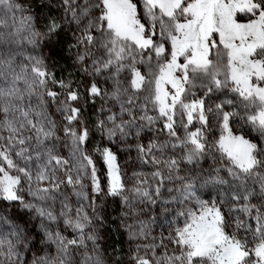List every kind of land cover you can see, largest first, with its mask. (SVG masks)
<instances>
[{"label":"snow or ice","instance_id":"6c2138e0","mask_svg":"<svg viewBox=\"0 0 264 264\" xmlns=\"http://www.w3.org/2000/svg\"><path fill=\"white\" fill-rule=\"evenodd\" d=\"M44 8L50 9L51 17L44 21L46 32L37 27ZM52 8L51 3H41L33 13L32 6L20 0H0V26H5L8 19L13 22L8 35L0 33V202L18 204L28 213V218L18 222L19 218L0 209V264H23L22 251H31L40 237L49 251L55 245L56 255L37 256L32 264H103L97 251L98 236L94 231L86 232L93 217L85 206L73 208L65 197L59 212L55 210L62 185L73 189L79 186L81 190L75 194L89 200L88 206L93 210L95 200L83 192L85 176L90 179L96 198L122 197L126 205L130 203L117 154L110 147L95 149L107 168L108 183L106 188L103 185L96 162L86 150L90 130L83 120L82 97L49 71L47 59L51 54L45 57L41 49L38 55L29 54L25 62L18 63L20 53L16 48L27 44L35 49L45 36L49 43L53 37L59 43L66 25H74L72 31L79 33L73 47L85 46L84 54L78 55L77 60L85 63L91 58V70L85 67V74L100 76L107 72L114 81L111 92L102 91L93 81L85 85L84 102L100 97L119 106L118 113L109 108L106 119L97 120L95 126L102 139L124 140L133 134V129L135 136L140 137L145 128L151 131L162 122L169 139L163 143L150 141L147 146L138 143L140 159L145 164L167 168L169 173L179 171L181 161L193 165L187 176L175 177L183 181L181 187L168 189L179 195L164 201L185 205L176 213L184 218L183 226L170 236L174 250L167 251L163 240L159 246H145L153 252L152 256L140 255L137 246L131 256L132 264H264V203L259 207L251 203L253 199L264 201V147L247 138L253 131L258 140L264 138V0H142V10L135 0H59L57 11L62 9L64 13L59 21L52 15ZM239 14L248 17L247 21L240 22ZM138 65H147V76ZM49 82L68 89L64 101H57L59 94L48 88ZM197 87L204 89V97L224 91L239 97L247 112L243 119L248 127L242 134H234L229 127L239 113L224 110V105H239L227 99L215 105L217 116L222 118V134L214 143L208 141L204 133L208 124L205 100H188L189 95L195 96ZM45 96L57 101V111L67 121L63 132L72 146L71 160L57 149V124L48 113ZM33 97L37 98L36 104L31 103ZM250 106L254 107L248 111ZM104 111L102 107L100 112ZM125 115L129 118L123 119ZM194 122L202 127L190 131ZM168 150H181L183 156H166ZM216 153L227 162L231 181L216 170V175L209 173V178L201 183L200 161L208 155L215 160ZM136 175L137 185L130 191L142 202L153 205L156 197L162 196L164 180L174 179L172 175L165 177L157 167L151 173L153 179L159 180L154 197L143 187L147 179ZM210 184L228 185L224 189L227 202H236L230 211L243 213L255 224L246 223L238 215L237 231L230 235L227 229L232 224L220 207L225 199L208 201L197 195L198 189ZM24 193L32 200H26ZM193 201L192 207H187ZM33 229L37 231L34 233ZM146 229L142 222L138 232H131L132 238L146 236ZM241 229L245 238L238 235ZM69 230L73 238L64 235ZM88 241L94 245L91 252ZM157 247L166 250L157 256Z\"/></svg>","mask_w":264,"mask_h":264},{"label":"rangeland","instance_id":"374dc122","mask_svg":"<svg viewBox=\"0 0 264 264\" xmlns=\"http://www.w3.org/2000/svg\"><path fill=\"white\" fill-rule=\"evenodd\" d=\"M20 2L25 3L26 5L30 4L32 6V12L35 13L36 7L41 4L53 5L51 9L52 15L56 17L59 21L61 17L64 16V13L61 10L57 11L56 6L59 4V0H20ZM138 3L142 10V0H135ZM50 9L44 8L41 10V22L37 25L38 30L46 32L45 20L50 19L49 16ZM142 14V12H141ZM240 22H246L248 17L243 14L238 15ZM75 26L68 27L65 26V29L60 32L59 43H56V38H52V42L49 43L48 37H41L40 45L33 49L32 46L24 44L22 47L16 48V51L20 53L18 57V63L25 62V57L29 54L38 55L43 49V54L45 57H48L51 54L50 58L47 59V65L50 72L55 73V78L57 81H64L65 84H70L72 90L78 91L82 99L80 102V107L83 109V120L87 123L90 135L89 141L87 144V152L93 157L96 162V167L98 170V175L103 183L107 186V168L104 165L102 158L96 153L95 149L97 147H110L117 154V163L120 167V173L122 181L125 184L127 190L125 195L129 197V204H125L122 197H112V196H100L96 198L95 195L91 192V181L85 176L82 183L84 185L83 192L87 196L95 200V210L92 207H89V200H85L82 197L77 196L76 191H80L79 186H76L75 189L68 185H62L61 191L58 193V199L55 202V210L59 212L61 207V201L67 197L68 202L72 205L73 208H76L83 204L85 210L90 217H93V224L86 229V232H95L98 236L96 245L98 246L97 251L103 260V264H118L120 261L121 255H117L115 251L122 250L126 256L128 264H132L131 256L137 251V246L139 247V254L152 256L153 252L145 246H159L161 240L164 241V244L167 246V251L171 252L174 250V245L170 243V236L177 227H182L184 223L183 217H177L176 213L185 208L184 204L178 202H173L171 204H165V200H171L173 196L179 195L178 192L173 191L168 192L169 188L178 189L181 187L183 181L176 179L175 177H184L189 174V170L193 168V165H188L181 161L179 171L169 173L167 168L157 166L154 164H145L139 157V154L136 150V145L138 143L147 144L150 141H155L157 143H163L169 139L166 131L162 130V122H158L153 130L149 131L147 128L141 133L140 137L135 136V129H133V134L130 135L127 139L120 140L118 138H103L99 130L96 128V122L98 119H106L109 114L108 109L112 108L114 112H119V106L113 105L112 101L105 102L104 99L97 97L93 102L91 98L84 102V93L85 85L90 81L96 82L102 91L111 92L114 88L113 79L109 78V74L105 72L100 76H90L85 74V67L91 70V58L85 63H81L77 60L78 55H82L85 52V46L80 45L78 47H73L77 43V37L79 36L78 32H73L72 28ZM13 30V22L8 19L5 26H0V33L8 35L10 31ZM159 39V36L157 37ZM218 40L219 38L216 37ZM170 48V46H169ZM95 52V49H92ZM63 60H60V58ZM213 59H216L213 56ZM66 61V62H64ZM183 62V58L181 61ZM156 61H152L153 68H155ZM54 65V67H53ZM143 74L147 76L148 67L147 65H138ZM124 74H122L123 77ZM107 78V82H105ZM199 84V81L197 82ZM127 86V85H125ZM23 87V85H21ZM48 88L56 91L59 95L57 101H64L68 95V89L60 88L58 84H53L52 82L48 83ZM195 96L189 95L188 100L202 98L205 100V109L206 116L208 118V124L204 127L205 137L210 143L217 141L222 134V118L217 116L215 112V105L222 103L227 99H233L239 107L234 108L233 105L225 104L224 110L226 111H236L239 115L230 121L229 127L233 130L234 134H242L244 129L248 127L244 124L243 117L247 115L243 105L241 104L239 97L233 94L231 91L224 92H214L208 97H204V89L197 87L194 89ZM45 106L48 110L49 115L57 124V136L59 140L57 141V149L64 158L71 160L72 159V146L68 137L64 136L63 129L67 125V121L64 120L63 116L59 111H57L59 104L57 101H53L51 98L45 96L44 98ZM140 102H142V95L140 97ZM31 103L36 104L37 98L33 97ZM75 103V102H73ZM104 108V113L100 112L101 108ZM254 106H250L248 111H251ZM208 108H212V112H207ZM139 114V113H138ZM150 115L155 113L149 112ZM129 117L125 115L123 119H128ZM179 120V117L177 118ZM74 127H81L82 125H73ZM199 122H194L190 126V131H195L196 128H201ZM179 135L182 137L184 135V130L181 128L179 130ZM252 139L253 142H259L261 147H264V138L257 139V133L254 131L247 137ZM166 156L174 155L175 158L180 159L183 156L181 150H176L173 153L171 150H168L165 153ZM226 161L220 157L219 153L215 154V160L212 155L206 156L200 161L199 168L203 169L201 174V183L204 180L209 178V173L216 175V170H219V175L225 180L231 181V177L227 174ZM157 167H160L161 172L165 177L172 175L174 179H165L164 186L161 188L162 196L156 197L157 203L155 205L148 203L147 201H141V198L134 197L133 193L130 191L137 185V175L140 174V179H147L148 183L143 185L147 188L155 197V187L159 183L158 179H153L151 173L157 170ZM63 176V173H60ZM75 175V172L73 173ZM228 185H208L207 187L198 189L197 195L200 199L212 201L213 199L222 198L225 199V203L220 205L221 211L225 215V218L232 224V227L228 228L227 231L231 235L233 232H236L235 228V219L239 215L242 220L246 223L254 225L255 221L251 220L248 216L243 213L231 212L230 208L236 203H228V197L224 194V189ZM25 199L31 201L32 198L24 193ZM192 203H189L187 207H192ZM240 203H243L242 201ZM251 203L256 204L258 207L264 203L257 199H253ZM0 209L5 213L12 215L14 218H19V220L28 218V213L26 210L22 209L18 204L8 205L7 202H0ZM165 209H168L166 212ZM95 217H100L99 220H96ZM147 225V235L146 236H137L132 238L131 232H138L141 223ZM131 225V229H129ZM114 230L117 234V237L122 239V242L117 246L111 243L113 236H109L108 232ZM37 229H33L35 233ZM118 231V232H117ZM67 238H73V233L71 230L64 233ZM240 238H245V232L243 229L239 230L238 233ZM251 239L250 235L247 237ZM87 247L89 252L92 251L94 245L92 241L87 242ZM164 247H157L155 255L159 256L165 252ZM79 252H83V249H80ZM56 255L55 245L51 246V251L49 247L43 243V238H37L35 246L31 251H22L23 264H32V260L37 256L44 255ZM73 255L77 260L80 259V256L77 254L76 250H73Z\"/></svg>","mask_w":264,"mask_h":264},{"label":"trees","instance_id":"16d2710c","mask_svg":"<svg viewBox=\"0 0 264 264\" xmlns=\"http://www.w3.org/2000/svg\"><path fill=\"white\" fill-rule=\"evenodd\" d=\"M59 58H60V57H59ZM60 60H63V59L60 58ZM64 62H66V61H64ZM117 232H118V231H117ZM117 234H118V233H116L114 230H110V231L108 232V238H109V236H113V238H112L110 241H111L112 244H114V245H116V246L122 242V239L118 238V237H117ZM115 253H116L117 255H121V258H120V261L118 262V264H128V262H127V260H126V256H125V254L122 252V250H121V251H120V250L115 251Z\"/></svg>","mask_w":264,"mask_h":264}]
</instances>
